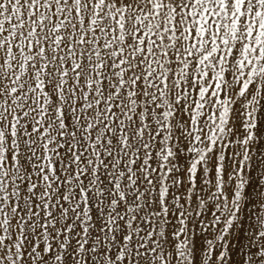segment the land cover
I'll list each match as a JSON object with an SVG mask.
<instances>
[{
	"label": "snow or ice",
	"instance_id": "obj_1",
	"mask_svg": "<svg viewBox=\"0 0 264 264\" xmlns=\"http://www.w3.org/2000/svg\"><path fill=\"white\" fill-rule=\"evenodd\" d=\"M0 264H264V0H0Z\"/></svg>",
	"mask_w": 264,
	"mask_h": 264
}]
</instances>
